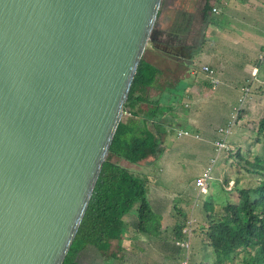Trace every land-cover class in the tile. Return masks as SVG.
<instances>
[{
	"label": "water",
	"instance_id": "obj_1",
	"mask_svg": "<svg viewBox=\"0 0 264 264\" xmlns=\"http://www.w3.org/2000/svg\"><path fill=\"white\" fill-rule=\"evenodd\" d=\"M162 0H0V264H62Z\"/></svg>",
	"mask_w": 264,
	"mask_h": 264
},
{
	"label": "crops",
	"instance_id": "obj_2",
	"mask_svg": "<svg viewBox=\"0 0 264 264\" xmlns=\"http://www.w3.org/2000/svg\"><path fill=\"white\" fill-rule=\"evenodd\" d=\"M249 1L254 0H162L158 20L163 29L161 36L169 39V43L160 44L162 51L153 47L145 51V59L156 66L159 72L155 83L145 92L144 101L139 105V115L131 117L136 129L146 126L158 139V152L138 163L117 157L112 159L146 180L145 199L137 202L124 216L123 233L119 239L111 241L109 251L99 250L89 244L78 254L79 264H179L182 252L175 242L177 231L183 227V233L190 220L193 222L190 225L192 232L189 236V264H208L210 261L207 255L210 253L213 254L212 264L214 263L215 254L204 238L209 219L207 210L210 207H205L203 202L202 208L194 215V212H188L189 208L178 202L160 201L153 187L158 165H161L167 154L166 142L177 130L178 137L185 131L186 136H190L192 132L194 141L184 142L196 151L195 157L201 151L203 161L196 163L198 168L193 179V189H196V194L202 192L197 190L196 180L208 166L207 151L211 147L217 154L216 142L224 138L221 130L227 129L232 122L231 113L239 105V94L246 81L254 82L257 78L258 57L264 47V31L260 34L257 28L254 33L235 34L231 32L235 26L229 23V18L237 14L250 15L264 23V11L260 13L256 8L252 9ZM206 4L211 7V15L205 24L203 8ZM169 47L174 49V56L167 55L172 52L167 49ZM222 49L226 52L229 49L237 58L241 57V66L232 69L227 56L214 57L216 51ZM202 66L213 69L214 85L210 83L206 73L201 71ZM227 95L233 96L231 100H227L229 108L213 107L215 112L208 115L207 108H212L208 103L215 98L224 99ZM150 112L156 115H150ZM240 127L241 124L237 123L235 126V122L233 123L225 140L227 149L233 148V143L242 142L235 138V132ZM225 161L227 164L226 159ZM229 183L231 184V180ZM206 190L204 193H207ZM144 203L152 209L153 214L138 227L137 211ZM214 205L215 202L211 207ZM183 235L185 238L184 233Z\"/></svg>",
	"mask_w": 264,
	"mask_h": 264
},
{
	"label": "trees",
	"instance_id": "obj_3",
	"mask_svg": "<svg viewBox=\"0 0 264 264\" xmlns=\"http://www.w3.org/2000/svg\"><path fill=\"white\" fill-rule=\"evenodd\" d=\"M210 11L211 7L206 4L203 8L205 24L209 21ZM160 13L159 9L149 47L162 51L160 44L169 43V39H163L161 36L163 29L158 20ZM167 49L172 51H166L170 53H166L167 55H175L174 49L171 47ZM258 58L259 75L254 82H250V87L249 85L243 87V89L248 88V97L249 94L258 92L264 94L262 90L264 82L258 87L256 85L259 82L255 83L257 79L264 81V55ZM201 71L206 73L202 67ZM158 72L157 67L147 61L143 55L130 87L123 117L118 124L82 221L62 264H79L77 256L89 244L99 250L109 251L111 241L119 239L123 233L124 216L137 202L144 201L146 180L112 159L117 157L138 163L157 154L158 139L146 126L136 129L131 117L139 115V105L144 101L147 88L155 83ZM207 76L212 84V78ZM248 97L240 107L237 106L239 110H232L231 117L235 116V126L239 123L246 128L244 114L249 111ZM152 114L156 115L150 112V115ZM252 129L256 132L253 136L254 141L262 146V156L252 157V150L249 147L244 149L241 143H233L232 150L227 151V173L224 176V183H229L231 177L234 179V185L227 191L229 199L225 204L219 205L218 210L211 207L210 202H206L210 211L207 210L209 219L204 230V238L215 254L213 264H231L236 258H240L243 264H264V111ZM239 174L253 182L249 181L244 186H238ZM152 214L153 211L148 205L145 203L141 205L137 211L138 227L142 226ZM182 228L177 231V240L184 239ZM177 247L181 249L183 257L184 248Z\"/></svg>",
	"mask_w": 264,
	"mask_h": 264
},
{
	"label": "rangeland",
	"instance_id": "obj_4",
	"mask_svg": "<svg viewBox=\"0 0 264 264\" xmlns=\"http://www.w3.org/2000/svg\"><path fill=\"white\" fill-rule=\"evenodd\" d=\"M252 4H249V6L252 7V9L256 8L261 11H264V0H254L249 1ZM229 23L232 24V26H235V28L231 31L233 33H239L242 35L243 33H254L257 28L258 33L262 34L264 31V23L261 21V19L254 18L250 15H242L237 14L235 16H231L229 18ZM225 50H217L216 54H214V57L219 56H227V59L229 63L231 64L232 69L237 68L238 66H241V57L237 58L232 51ZM262 51V50H261ZM247 68L248 65H247ZM259 72V70H258ZM257 72V75H259ZM254 77V75H253ZM257 83V87L259 84L263 83L262 79H257L255 81ZM252 83V82H251ZM264 84V83H263ZM246 85H250L249 81H246ZM255 85V84H254ZM264 90V88L262 89ZM244 95V93H240L237 98V103L239 104L240 98ZM248 97V108L249 111L244 114L245 115V121L247 122L246 128L240 127V129L235 132V138L238 141L241 142V146L245 149L249 147L252 150V157L256 155L262 156V146L260 143H257L254 141L253 136H255L256 132L253 131L252 127H254L259 119L261 118L263 111H264V94L263 93H256L252 94ZM233 96L227 95L226 98L220 99L215 98L210 101L209 107H212L211 109L207 108L208 115H211L215 111H213V107H219L221 109L225 108L227 106V109L229 108L228 99L231 100ZM205 106L206 103H204ZM241 104V103H240ZM206 109H204L205 114ZM232 128V133H233ZM202 137H205L204 134H201ZM234 135V134H233ZM193 134L190 132V136L182 135L180 137L177 136V130L173 132L166 142L167 146V154L165 159L161 161V165H158L159 168H157V175L155 176V186L154 193L159 196V200L162 202H166L168 200H172L174 202H178L186 208H189V211L194 212V215L198 212L199 209H201V204L206 207L207 203L206 201L213 204L215 202L214 208L215 210H218L220 206L216 205H222L227 202L229 199V195L227 193L228 189L231 188L233 183V177H231V184L230 183H224L223 175L227 173V164H226V157L224 155L227 154V151L232 150L231 149H223L219 154H216L211 147H209L206 157L208 156L209 161L207 160L206 165L210 162L211 165H213L211 175L212 180L208 182L209 187L207 188V193L200 192V190L197 188V190L200 192L199 194H196V189L194 190L193 185V179L196 176V169L198 168L197 162H202L203 159L201 158V151H199V155L197 157L194 156V150L190 148L184 141L185 140H193ZM180 138V139H179ZM194 141V140H193ZM196 142V141H195ZM234 151V150H233ZM205 156V155H204ZM212 158V159H211ZM205 159V158H204ZM221 164V165H220ZM220 166V167H219ZM240 177V181L238 182V186H244L247 184V182H253L252 180L247 179L246 177H242L240 174L238 175ZM154 180V179H153ZM226 185V188L224 189V185ZM194 225V224H193ZM192 225V227H193ZM191 245V244H190ZM191 251V248L189 246V253ZM196 257V256H195ZM210 262L208 264H212V258L213 254L210 253V255H207ZM190 258V254H189ZM197 258V257H196ZM199 264V263H194ZM200 264H206V263H200ZM231 264H243L240 261V258H236Z\"/></svg>",
	"mask_w": 264,
	"mask_h": 264
},
{
	"label": "built area",
	"instance_id": "obj_5",
	"mask_svg": "<svg viewBox=\"0 0 264 264\" xmlns=\"http://www.w3.org/2000/svg\"><path fill=\"white\" fill-rule=\"evenodd\" d=\"M213 11H215V9H213ZM264 55V50L259 54V57L261 58ZM203 71L206 72L207 75H209L211 78L213 76V69H211L208 66H202ZM212 83L214 85L215 80L212 79ZM248 88H244L242 89V93H244V95L240 98V102H239V107L244 103V101L247 99L248 97ZM241 103V104H240ZM239 107L236 108V110H239ZM235 120V116L232 117V122L229 125V127L227 129H222L221 131L223 132V134L225 135L224 138L222 140H219L216 142V152L217 154H219L223 149H226L227 144L225 142L226 137L229 135V133L231 132V127L234 123ZM184 134H187V132H183ZM213 165H211V163H208V166L202 171V174L200 177L197 178L196 180V186L199 188L200 191L204 192L207 188V184L209 182V180L211 179L212 175H211V171H212ZM193 221H188L186 228L183 230V233L185 234V238L183 240H178L176 241V244L182 248H184L185 250V255L182 257V259L179 261V264H189V236L191 234V229H190V225L192 224Z\"/></svg>",
	"mask_w": 264,
	"mask_h": 264
}]
</instances>
